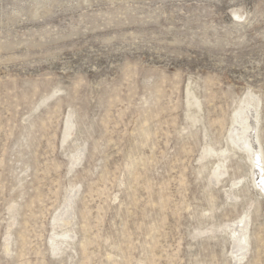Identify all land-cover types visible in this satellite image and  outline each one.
Instances as JSON below:
<instances>
[{
  "label": "rangeland",
  "instance_id": "1",
  "mask_svg": "<svg viewBox=\"0 0 264 264\" xmlns=\"http://www.w3.org/2000/svg\"><path fill=\"white\" fill-rule=\"evenodd\" d=\"M250 103L264 0H0V264H264Z\"/></svg>",
  "mask_w": 264,
  "mask_h": 264
},
{
  "label": "bare ground",
  "instance_id": "2",
  "mask_svg": "<svg viewBox=\"0 0 264 264\" xmlns=\"http://www.w3.org/2000/svg\"><path fill=\"white\" fill-rule=\"evenodd\" d=\"M250 102V101H249ZM256 102V101H255ZM252 104V103H250ZM258 103H253L249 105L247 109H242L239 112H234V120L233 126L230 129L228 141L234 148L244 151L252 162V166L254 167L253 172L255 173L254 181L259 189L262 191L264 195V165L262 162L263 152L258 145L257 141L255 140L253 133L257 129V122L252 117V113L256 111V106ZM243 108V107H242ZM223 154V151L220 152ZM224 170L220 169L217 170L216 168L213 170L212 175L217 177L220 174H223ZM247 213V212H246ZM249 214V213H247ZM245 216V221L241 222L239 227H233L230 225H226L231 228V233L234 235L235 233L239 234L237 241L242 240L244 242H248L250 239L249 235V227H248V215ZM243 218H240V220ZM238 224V223H237ZM249 239V240H248ZM244 248L248 250V245H245ZM246 252H244L243 256L238 257L237 260H241L244 258Z\"/></svg>",
  "mask_w": 264,
  "mask_h": 264
}]
</instances>
